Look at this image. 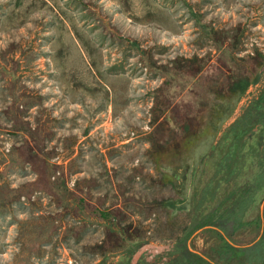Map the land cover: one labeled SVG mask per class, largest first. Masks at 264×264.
<instances>
[{
  "label": "rangeland",
  "instance_id": "rangeland-1",
  "mask_svg": "<svg viewBox=\"0 0 264 264\" xmlns=\"http://www.w3.org/2000/svg\"><path fill=\"white\" fill-rule=\"evenodd\" d=\"M0 264H264V0H0Z\"/></svg>",
  "mask_w": 264,
  "mask_h": 264
},
{
  "label": "trees",
  "instance_id": "trees-1",
  "mask_svg": "<svg viewBox=\"0 0 264 264\" xmlns=\"http://www.w3.org/2000/svg\"><path fill=\"white\" fill-rule=\"evenodd\" d=\"M188 253H189V252H188ZM192 255H193V258H194L195 260H196V259H198V260L200 259L199 256H197V255H195V254H193V253H192Z\"/></svg>",
  "mask_w": 264,
  "mask_h": 264
}]
</instances>
